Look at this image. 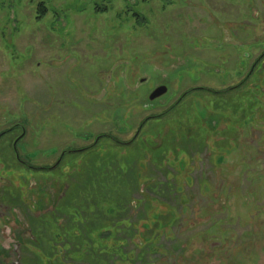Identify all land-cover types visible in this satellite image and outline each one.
Masks as SVG:
<instances>
[{
    "label": "rangeland",
    "instance_id": "rangeland-1",
    "mask_svg": "<svg viewBox=\"0 0 264 264\" xmlns=\"http://www.w3.org/2000/svg\"><path fill=\"white\" fill-rule=\"evenodd\" d=\"M160 82L168 92L152 108ZM188 89L171 113L148 118ZM201 111L214 137L196 126L184 138L182 126L197 124ZM162 125L175 128L179 144L155 137ZM138 132L129 144L111 139L130 142ZM218 133L231 137L215 146ZM97 135L105 136L85 151ZM144 139L164 145L142 158L147 181L137 190ZM221 150L228 154L217 160ZM141 191L181 216L159 240L166 253L124 245L135 250L131 264H264V0H0V262L27 264L34 254L47 264L45 254L52 261L51 252L68 251L71 235V257L95 253L106 207L127 205L119 216L134 222L144 206L130 201ZM82 220L92 223L83 235L61 233Z\"/></svg>",
    "mask_w": 264,
    "mask_h": 264
},
{
    "label": "trees",
    "instance_id": "trees-1",
    "mask_svg": "<svg viewBox=\"0 0 264 264\" xmlns=\"http://www.w3.org/2000/svg\"><path fill=\"white\" fill-rule=\"evenodd\" d=\"M43 9L44 8L42 7V10ZM237 87H239V86H235V87H232L230 89L234 90L235 88L237 89ZM230 89H228V90H230ZM256 103H258V101L257 102H250L248 107L254 108L257 105ZM171 110H172V108H171ZM254 118H255V116H254V114H252L251 119H254ZM241 119H243V118L240 117V119L238 121V123H240L241 126H245V125L249 126L250 125L249 122L251 119L249 121H245L246 119L241 121ZM177 129H180V128H177ZM187 129L188 128H185V132L187 131ZM223 134H225V135H222L221 133H218L217 135H218V137H220V138L222 137L225 140H227V139L229 140V138L231 137L229 135H226V133H223ZM156 135L163 137V141L167 140V138H165V137H167V135L165 133H163L161 130L158 131L156 133ZM177 136H178V132H176L174 129L173 132H171V135L169 137L171 138V140L176 139L175 143L179 144L180 138H182V137L180 136V138H178L179 136L178 137ZM222 138H221V140H222ZM153 141L154 140H150L146 144L143 143L142 144V149L144 150V152H142L143 155L139 154V157L138 156L136 157L137 161L135 162V165H134V187L137 190L140 188V186L144 182L147 181V179H146L147 177L145 176L146 172L142 171L143 169H145V166H142V167L140 166L142 158H145L148 160L149 159V157H148L149 153H155L158 149L160 150V148L163 144L162 143L161 145H157ZM236 146L237 145L232 144V149H234ZM95 147L96 146H91L88 149H86V151L94 150ZM228 149H231V147H228ZM225 152L226 151L221 150L218 153L217 159L221 158L223 155L225 156V154H224ZM227 154H228V152H226V155ZM125 158L126 157H122V159H125ZM179 165L180 164H178V166ZM73 175L76 177L79 174L75 173ZM187 175L183 176L184 180H185V178L191 179V178L187 177ZM86 181L90 182V179L86 180ZM203 186L207 189V192H209L211 190V187L209 185H207L206 182H204ZM176 189H178V191H180V192H178L179 194H182V192H184L183 189L179 186ZM35 190L31 189L30 192H33ZM141 196L142 197L140 199H136V198L131 197V201H130L131 203L133 202V203H137L139 205L141 204L144 206L143 215H140L139 218L136 219L134 222H132L130 220V216L129 217L128 216L127 217H124V216L120 217L119 216V215H121L122 211L118 212V209L119 210L126 209V211H127V205L125 206L126 208L125 207H122V208L119 207L118 209L116 207H112L110 205L106 207V210H105L106 221H105V223L101 224L100 226H98L94 229L93 235L96 238L94 240L95 241L97 240V249L95 250V253H92L93 254L92 257L90 256L92 254H86L85 252L80 254L78 259L70 256V251L72 248L69 245H70V243L74 244V240L70 239V237L74 236V235H71L70 237H67V239H65V237H63L65 239L64 240L65 243L63 245H68V251H65L63 249L62 255L53 254L51 252V255H53L52 261H48L49 257L45 254V258H47L45 262L47 264H49V262L52 264H78V262L82 263V262H84V260L85 261L90 260V261H92L91 263H93V264H124V263L125 264H131L137 256L135 255V250H131L128 252L124 251V245L129 244V242L131 244L135 245L136 248H139L142 250L145 247L148 250L155 248L157 252L162 251V253H166V251L163 249V247H161V245L158 244L159 240H160L161 236L165 235V233L167 231L170 232L171 226L180 218L181 213L177 211L176 207L171 206L168 203L161 202V201L156 200V199H151L145 192H142ZM182 196H186L185 193H183ZM154 201H155V204H153ZM34 204L36 205L37 209H39V210L42 209L39 207L38 202H36ZM49 214H54V213L50 212ZM123 218L129 219V221H130L129 226H126V227L123 226V224H122ZM81 222L83 224H80L76 221V223L78 225H76V227L74 226V228L71 229V231L66 230L68 228L64 229L63 226L61 227L62 229H60V231H61V233H66L67 235L74 234V233H78L79 235L80 234L83 235L84 233H82V231L83 230L85 231L86 225L90 226L92 223L86 222L84 220H82ZM131 229H133L134 231L133 232L129 231ZM80 230H81V232H80ZM119 233L128 234V235H130V238L128 240L125 236L123 238H119L118 237ZM34 237H35V235H34ZM34 237H33V239H30L31 240L30 245H32L33 247H35V246L39 247L40 240H39L38 245H37L36 237H35V239H34ZM89 241L92 242L91 239H89ZM105 248L107 250H109L110 252L105 250ZM117 249H118V251H117ZM56 250L58 251V249H56ZM153 252H155V251L153 250ZM125 255H126V257H128L129 255H133L134 258H132V259L126 258V257H124ZM103 256H105L106 259ZM53 257L54 258L56 257L55 259H56L57 263L55 261H53ZM4 259H6L5 256H4ZM39 259L40 260L37 261L38 262L37 264L43 263V262H41L40 257H39ZM107 259H109V261H107ZM110 260H111V262H110ZM0 263L1 264H12V263H8V262H6V263L0 262ZM142 264H153V263L148 261L145 263L143 262ZM165 264H167V262Z\"/></svg>",
    "mask_w": 264,
    "mask_h": 264
},
{
    "label": "flooded vegetation",
    "instance_id": "flooded-vegetation-1",
    "mask_svg": "<svg viewBox=\"0 0 264 264\" xmlns=\"http://www.w3.org/2000/svg\"><path fill=\"white\" fill-rule=\"evenodd\" d=\"M262 56H263V54H261L260 56H259V59H261L262 58ZM173 63V62H172ZM174 64V63H173ZM172 65V64H171ZM176 65H177V63H176ZM175 64H174V67H172V69H174L175 68V66H176ZM255 65H256V62L254 63V64H252V68L250 69L249 68V70H248V75H251L252 74V72L254 71V69H255ZM172 69H169V70H172ZM168 70V71H169ZM142 80V79H141ZM245 81H246V78H245V80L243 81V82H241V83H245ZM236 86V85H235ZM240 87V86H239ZM239 87H237V89L239 88ZM230 88H232V87H230ZM229 88V89H230ZM192 89V88H191ZM188 89L187 91H184L183 93H181L177 98H176V100L171 104V105H169V106H167V108L165 109V110H162V111H160L158 114H156V115H153V116H150V117H148V118H155V117H160V118H163L164 116H166V115H168V113H171L178 105H179V103H181L182 102V100L187 96V95H189L190 93H191V91L192 90H194V89ZM196 89H200V90H206V91H208V92H210V93H215V94H218V93H220V92H215V91H217V90H212V89H209V88H200V87H198V88H196ZM236 89V88H235ZM161 90H164V92L162 93V94H160L159 96H156V97H154V98H151L152 96H154L158 91H161ZM218 91H221V90H218ZM225 91H227V90H225ZM224 91V92H225ZM230 91H232L231 89H230ZM167 92H168V86L164 83H162V82H160V83H158V84H156L152 89H151V91L149 92V105H151V107L153 108L154 106H156V105H158V104H162L161 103V100H162V97L165 95V94H167ZM160 101V103H158V104H156L157 103V101ZM213 106H215L216 104H212ZM171 108H172V110H171ZM254 108H256V110L259 108V106L258 105H256ZM253 108V109H254ZM204 111H201V118L199 117L198 118V120H195L194 122H196L197 124H194V125H191L193 122H187V124L186 125H184V126H182V127H185V128H188L187 129V131L186 132H184V135H183V137L184 138H186V137H188V138H192V136H193V134H194V132L195 133H199V131H198V129L196 128V126L197 127H199L202 131L199 133V134H201L202 132H203V129H202V125L203 126H205L206 124L208 125V127H210L211 125H210V122L208 121L209 120V118H210V115L209 116H206L205 117V119H204ZM215 116V115H214ZM252 116V115H251ZM221 118H223L222 116H220ZM148 118H145V119H143V121H145V120H147ZM251 119V118H250ZM244 120V119H243ZM198 121H200L201 122V124H199V122ZM245 121H249V116L246 118V120ZM203 123V124H202ZM183 125V124H182ZM215 125V124H214ZM213 125V126H214ZM164 125H162L161 126V128L159 129V130H157V131H162L163 133H165L166 135H168V134H170L171 135V132H173V130L175 129H173V128H171L170 127V125H168V126H166L168 129L166 130V129H164V128H162ZM18 128V127H17ZM19 129V128H18ZM217 129V128H216ZM216 130L214 129V131H208L207 129H206V131H204L203 132V134H205V136H208V139H207V141L209 140V138L211 137V133L213 132V137H214V132H215ZM139 132H140V130H139ZM139 132L137 133V135L135 136V138H134V140H130V142H118V141H116L115 139H113L112 137H111V139H112V141L114 142V143H117V144H129V143H132V142H136L137 141V139H138V137H139ZM156 132V131H155ZM102 136H105V135H97V137L95 138V142H94V144H91L90 146H88L87 148H85V151H86V149H88L89 147H91V146H96V144H97V142H98V139L100 138V137H102ZM179 136V137H178ZM177 137L178 138H180V135H178ZM155 137H160V136H155ZM216 138V137H215ZM201 139H203L202 141H200L201 143L202 142H204L205 141V143H207L206 142V139H204L203 138V136H202V138ZM152 140H154V139H152ZM213 140V141H212ZM150 140H147V139H144V141L142 142V144L143 143H147V142H149ZM221 141L222 140H215V139H211V142L216 146L217 144H216V142L218 143V144H220L221 143ZM14 142V141H13ZM161 142H163V140L161 141ZM180 143V142H179ZM15 145L17 146L18 145V143H16V144H13V147H14V149H15ZM12 147V148H13ZM13 152H15V151H13ZM67 152H69V151H63L62 152V154L60 155V157H59V159H58V161H57V163L55 164V167H56V165L58 166V164L61 162V160H62V158L64 157V154H66ZM220 152V151H219ZM219 152H212V154L214 155L215 154V156H216V158H217V156H218V153ZM213 158H214V156H213ZM218 160V159H217ZM17 163L18 164H20V165H22V166H24L25 168H28V169H32L33 167L32 166H30L29 165V163L25 160V159H23V160H18L17 161ZM180 164V163H179ZM181 165V164H180ZM54 168V167H53ZM180 168H183V167H180ZM37 169V168H36ZM40 169H43V170H46V169H51V167L49 168H40ZM72 172H74V171H72ZM23 179V178H22ZM27 179H23V184H25V181H26ZM42 181H45V183H48L49 181L47 180V178H44V179H41ZM190 181V180H189ZM23 184H22V186H23ZM22 186L20 187V189H19V193L21 194V192H22V190H21V188H22ZM62 186V185H61ZM37 191V189L35 190V192ZM58 199H61V197H57V200Z\"/></svg>",
    "mask_w": 264,
    "mask_h": 264
},
{
    "label": "crops",
    "instance_id": "crops-1",
    "mask_svg": "<svg viewBox=\"0 0 264 264\" xmlns=\"http://www.w3.org/2000/svg\"><path fill=\"white\" fill-rule=\"evenodd\" d=\"M33 192H35V191H33ZM33 192H31V193H33ZM30 203H33L34 204V202H30ZM29 207V206H28ZM33 253V252H32ZM34 258V259H33ZM33 258H31V259H29L27 262V264H37L38 262L37 261H39L40 259H39V256H36V255H34L33 254Z\"/></svg>",
    "mask_w": 264,
    "mask_h": 264
},
{
    "label": "water",
    "instance_id": "water-1",
    "mask_svg": "<svg viewBox=\"0 0 264 264\" xmlns=\"http://www.w3.org/2000/svg\"><path fill=\"white\" fill-rule=\"evenodd\" d=\"M164 92V90L158 91L154 96H152L151 98H154L156 96H159L160 94H162Z\"/></svg>",
    "mask_w": 264,
    "mask_h": 264
}]
</instances>
